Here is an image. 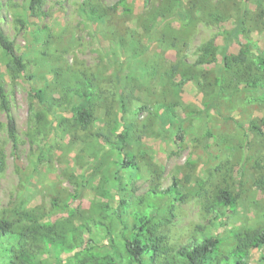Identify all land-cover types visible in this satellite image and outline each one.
Wrapping results in <instances>:
<instances>
[{
  "label": "rangeland",
  "instance_id": "374dc122",
  "mask_svg": "<svg viewBox=\"0 0 264 264\" xmlns=\"http://www.w3.org/2000/svg\"><path fill=\"white\" fill-rule=\"evenodd\" d=\"M117 1L41 0L32 7L30 0H0V28L25 65L24 73L11 72L0 48L15 127L13 144L0 109V219L25 231L27 251L37 242L25 214L58 233L82 225V247L101 258L108 238L120 240L118 200H142L171 248L217 237L220 252H228L232 232L264 231V83L236 85L240 76L262 78L264 71L247 53L233 68L237 74L225 76L229 86L216 105L214 82L223 53L236 57L246 44L264 53V0ZM211 38L215 62L194 66ZM84 79L94 92L86 129L70 118L76 98H62L64 87ZM37 89L52 113L34 97ZM120 132L136 169L115 164ZM174 183L175 193L164 194ZM219 188L232 194L235 207L207 213ZM71 255L49 252L33 263L77 264L81 257ZM246 262L264 264V246Z\"/></svg>",
  "mask_w": 264,
  "mask_h": 264
},
{
  "label": "trees",
  "instance_id": "16d2710c",
  "mask_svg": "<svg viewBox=\"0 0 264 264\" xmlns=\"http://www.w3.org/2000/svg\"><path fill=\"white\" fill-rule=\"evenodd\" d=\"M40 1L30 0L29 4L33 7V5L39 4ZM123 3L124 0H118L115 4ZM123 8L127 12L130 11L127 6H123ZM90 12L95 15L97 10L91 8ZM0 48L9 57L11 72L16 74L24 73L25 65L22 56L15 54L12 42L4 35L1 28ZM198 52L199 55L194 62V66H209L215 62L217 55L215 39L211 38L205 42L199 47ZM247 53L252 58L254 57L255 69L257 71H264V53L251 51L248 48V44L243 45L240 54L236 57L223 53L221 55L222 66L219 76L215 78L214 82L217 91L213 97L214 102L212 105H216L218 98H221L220 96L224 93L225 84H227L225 76L227 74H237L233 68L238 66V64L244 63ZM240 77L236 85L242 83L247 88H261L264 83V76L262 78H251L247 74L246 77ZM227 86L229 85L227 84ZM62 90H64L63 99H66L68 95L69 97L76 98L74 102L69 101V114L73 123L82 129L88 128L93 121V111L89 103L94 96V92L91 90L90 81L76 82L72 87H64ZM34 97L39 104H42V108L44 109L47 102L44 90H35ZM60 99L59 97L52 99V103L55 100L59 102L61 101ZM82 100L87 103V106L80 103ZM52 103L50 105H53ZM0 109L6 117L9 138L15 144V127L9 113V105L3 86L1 85V80ZM44 111L52 113L51 107L48 106ZM171 116L174 117V115ZM180 125L178 121L176 125V131L178 132L181 131ZM117 137L120 143L118 151L122 158L119 163L115 161V164L119 165L120 169H136L137 165L134 162L133 156L127 152L125 134L120 132ZM179 138H181V135H179ZM174 193L175 183L164 192L167 195ZM54 206L57 205L54 204ZM234 207L235 198L232 194L225 188H219L216 190L211 202L206 204L205 210L207 213L223 214L226 211H232ZM24 218L29 222L30 226L34 227L36 236L33 239H35L37 244L27 251L23 248V244L28 243L29 240L25 235V231H16L10 222L0 219V245H3L0 246V259L6 260L4 264H34L33 261L38 256L42 257L43 254L49 252H56V254L72 253V258L78 259L81 257L77 264H88L86 261H91L94 264H247L246 256L248 253L253 249H260L264 246V231L255 230L245 234L243 237L239 233L232 232L230 238L234 240V246L225 253L220 252L219 248L222 240L217 237H203L199 240L194 238L180 247L171 248L168 246L165 238L158 234L157 225L153 222V218L147 215L146 206L142 200L133 205H130L124 199L118 200L115 218L121 227L119 233L120 240L116 241L108 238V243H106L107 254L101 258L95 257L86 245V249L82 247L85 244L84 240H82L84 226L79 225L70 229L64 227L62 233H58L59 230L55 225L49 226L46 223L43 226L38 225L37 219L26 214ZM10 242L14 243L11 244Z\"/></svg>",
  "mask_w": 264,
  "mask_h": 264
}]
</instances>
